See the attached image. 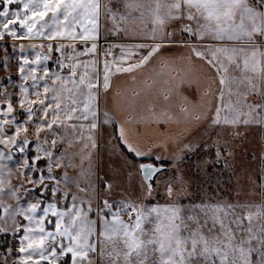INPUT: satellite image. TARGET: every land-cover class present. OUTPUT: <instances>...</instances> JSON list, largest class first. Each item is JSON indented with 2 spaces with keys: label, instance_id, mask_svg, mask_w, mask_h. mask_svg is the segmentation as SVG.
<instances>
[{
  "label": "snow or ice",
  "instance_id": "obj_1",
  "mask_svg": "<svg viewBox=\"0 0 264 264\" xmlns=\"http://www.w3.org/2000/svg\"><path fill=\"white\" fill-rule=\"evenodd\" d=\"M102 28L136 42L101 50ZM6 37L30 43L27 49L24 44L12 49L18 52L21 83L10 75L0 81V235L17 241L16 251L6 247L0 252V264H264V204L146 207L127 195L107 198L118 185L102 181L92 168L102 124H116L107 111L102 122L98 119L101 91L108 93L117 74L143 71L171 45L188 48L216 73L215 104L196 115L197 122L206 119L212 129L264 126V0H0V41ZM4 53L0 68L10 71L12 57L7 49ZM170 63L176 62L161 60V68ZM187 64L183 76L169 73L163 79L156 72L164 101L193 82L188 78L191 58ZM9 84L18 88V99L7 91ZM154 108L149 117L158 115ZM22 113L27 118L18 120ZM33 124L36 130L30 133ZM116 139L141 161L136 169L140 192L151 197L166 169L143 158L161 157L135 146L123 126ZM59 144L68 148L56 155ZM223 147L217 149L218 160ZM184 148L194 150L189 144ZM41 161H46L44 168ZM77 166V177L56 174V169ZM132 167L125 158L122 168L130 173ZM175 181L184 183L179 177ZM173 184L165 182L169 197ZM5 197L14 203H5Z\"/></svg>",
  "mask_w": 264,
  "mask_h": 264
},
{
  "label": "rangeland",
  "instance_id": "obj_2",
  "mask_svg": "<svg viewBox=\"0 0 264 264\" xmlns=\"http://www.w3.org/2000/svg\"><path fill=\"white\" fill-rule=\"evenodd\" d=\"M176 38L180 39L179 36ZM121 41L122 37L107 35L103 28L101 29L102 50L109 44H119L122 43ZM29 43L27 40L13 41L10 37L0 41V60L4 59V49H7L9 56L12 57L8 60L10 71L0 68V81L10 75L16 85L21 83L15 67L18 52L14 54L12 49L13 46L18 49L20 44H24L27 49ZM55 55L56 53L52 54V61L57 58ZM182 57L185 59L182 60ZM188 58H191L190 67L193 69L188 78L193 82L184 83L179 93H174L168 101H164L161 95L164 86L161 77L156 76V72L163 73V79H167L169 73L176 76L179 72L183 76L184 69L189 67ZM161 60L176 63H170L167 68H161ZM52 64L54 67L55 64L53 62ZM133 75L135 79L132 78ZM149 77L157 80L158 83L153 85L152 81L148 80ZM217 87L214 70L195 58L188 48L182 45L163 48L160 55L155 57L150 66L143 71L131 75L117 74L112 77V86L108 93L101 91L98 119L102 122L103 113L107 111L116 124L115 126L102 124L98 137V149L92 153L93 172L98 174L102 181L109 180L118 185L112 195L107 198L120 199L123 195H127L132 200H139L146 207L175 204L183 209L202 203H231L242 208L264 204V179H262L264 177V126L251 124L240 125L234 129L223 127L212 129L206 119L199 122L195 120L196 115L206 112L215 104L213 94ZM7 91L17 94L18 99V88H13L9 84ZM206 92L208 95H205ZM134 93H140V95L136 96ZM30 99H36V97L30 96ZM153 105L158 115L149 117V109ZM14 107L18 113L21 112L18 102L14 101ZM182 107L188 111L181 112ZM165 112L171 119H165L162 114ZM26 118L23 113L17 116L18 120ZM121 126L124 127L129 140L135 146L143 150L151 149L156 156L161 157L160 160H154L153 157L143 158V162L155 163L166 169L159 174L151 197L142 196L140 192L141 175L136 169L141 161L135 160L131 153H127L116 139L114 128L119 134ZM35 130L34 124L29 126L30 133ZM236 132L240 134L237 136L234 134ZM53 138L59 139L58 136L49 137V142ZM29 139L35 141L36 137L29 136ZM41 139H43V133H41ZM186 144L191 145L194 150L185 149ZM196 145L202 146L197 149ZM221 145L224 147L220 149L218 160L216 153ZM67 148L68 145L59 144L55 154L60 155ZM125 158L135 165L130 173L122 168ZM79 160V156L74 158L77 165ZM84 165L88 166L87 160L84 161ZM39 166L44 168L46 161H41ZM117 170H120L119 175L116 174ZM65 171L70 177H77L80 169L79 166L56 169V174L60 175ZM177 177L182 178L184 183L175 181ZM92 179L95 181L96 176L93 175ZM168 180H174L173 193L170 197L165 187V182ZM13 183H16L15 179ZM98 187L101 198H104L103 187ZM70 191L75 193L77 190L73 187ZM96 202L93 200L94 205ZM5 203H14V201L5 197ZM92 217L95 218V213ZM124 219H127V216ZM49 227L51 228V225ZM145 227L150 229L151 225H145ZM8 247L16 251L17 241L11 238Z\"/></svg>",
  "mask_w": 264,
  "mask_h": 264
},
{
  "label": "trees",
  "instance_id": "obj_3",
  "mask_svg": "<svg viewBox=\"0 0 264 264\" xmlns=\"http://www.w3.org/2000/svg\"><path fill=\"white\" fill-rule=\"evenodd\" d=\"M13 7H15V6H13ZM115 134H116V137H117L118 136L117 130H115ZM0 238H1V240H0V251L3 252V250L6 247H8L9 242H10L12 237H11V235H7V236L0 235Z\"/></svg>",
  "mask_w": 264,
  "mask_h": 264
},
{
  "label": "crops",
  "instance_id": "obj_4",
  "mask_svg": "<svg viewBox=\"0 0 264 264\" xmlns=\"http://www.w3.org/2000/svg\"><path fill=\"white\" fill-rule=\"evenodd\" d=\"M122 43H124V44H132V43H135L136 41L135 40H129V39H127V38H122V41H121ZM99 47H100V49H101V43H100V41H99ZM102 50V49H101ZM117 53L119 52V50H115ZM49 67L52 69V70H55L56 69V66H54L53 67V64H52V62H50L49 61ZM49 83H50V81H49ZM115 129L116 128H114V132H115ZM118 134V133H117ZM134 158V157H133Z\"/></svg>",
  "mask_w": 264,
  "mask_h": 264
},
{
  "label": "built area",
  "instance_id": "obj_5",
  "mask_svg": "<svg viewBox=\"0 0 264 264\" xmlns=\"http://www.w3.org/2000/svg\"><path fill=\"white\" fill-rule=\"evenodd\" d=\"M56 55H57V54H56ZM56 55H55V56H56ZM56 57H57V56H56Z\"/></svg>",
  "mask_w": 264,
  "mask_h": 264
},
{
  "label": "water",
  "instance_id": "obj_6",
  "mask_svg": "<svg viewBox=\"0 0 264 264\" xmlns=\"http://www.w3.org/2000/svg\"><path fill=\"white\" fill-rule=\"evenodd\" d=\"M163 167V166H162ZM163 168H165V167H163Z\"/></svg>",
  "mask_w": 264,
  "mask_h": 264
}]
</instances>
